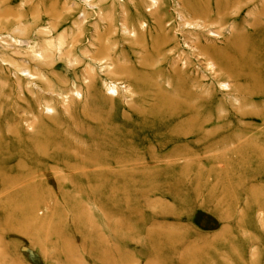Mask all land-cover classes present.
<instances>
[{"label":"rangeland","instance_id":"374dc122","mask_svg":"<svg viewBox=\"0 0 264 264\" xmlns=\"http://www.w3.org/2000/svg\"><path fill=\"white\" fill-rule=\"evenodd\" d=\"M0 264H264V0H0Z\"/></svg>","mask_w":264,"mask_h":264},{"label":"bare ground","instance_id":"6f19581e","mask_svg":"<svg viewBox=\"0 0 264 264\" xmlns=\"http://www.w3.org/2000/svg\"><path fill=\"white\" fill-rule=\"evenodd\" d=\"M88 7H89V6H88ZM98 58H99V54H95V55H91V56H90V59H91L93 62L97 61ZM100 59H101V58H100ZM25 72H26V71H25Z\"/></svg>","mask_w":264,"mask_h":264}]
</instances>
